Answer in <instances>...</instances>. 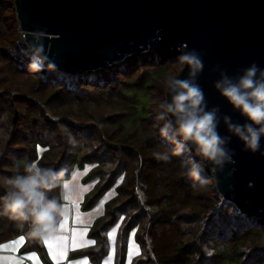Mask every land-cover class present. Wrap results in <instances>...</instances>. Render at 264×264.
<instances>
[{
    "label": "trees",
    "instance_id": "1",
    "mask_svg": "<svg viewBox=\"0 0 264 264\" xmlns=\"http://www.w3.org/2000/svg\"><path fill=\"white\" fill-rule=\"evenodd\" d=\"M20 37L13 0H0V172L10 175L25 158L69 172L90 164L85 180L94 185L86 208L114 188L88 232L92 243L72 250L70 258L101 264L115 228L114 264H126L131 234L139 250L129 264H264V217L224 199L186 144L169 161L152 155L173 147L159 134L164 121H156L154 111L165 99L163 77L177 57L170 48L94 72H33ZM62 127L77 145L67 142ZM189 159L201 167L207 187L182 174L180 161ZM26 233L0 217V243L23 236L22 251H37L52 264L43 239Z\"/></svg>",
    "mask_w": 264,
    "mask_h": 264
},
{
    "label": "water",
    "instance_id": "2",
    "mask_svg": "<svg viewBox=\"0 0 264 264\" xmlns=\"http://www.w3.org/2000/svg\"><path fill=\"white\" fill-rule=\"evenodd\" d=\"M13 5L23 32L44 30L54 69L65 73L98 71L152 46L164 51L179 46L177 56L183 45L197 50L204 68L195 82L203 89L205 110L216 109L217 131L227 138L232 161L215 168L185 144L224 199L264 215V155L243 150L224 117L241 124L245 117L214 87L222 71L235 80L253 62L264 68V0H13ZM179 76L188 78L187 67Z\"/></svg>",
    "mask_w": 264,
    "mask_h": 264
},
{
    "label": "clouds",
    "instance_id": "3",
    "mask_svg": "<svg viewBox=\"0 0 264 264\" xmlns=\"http://www.w3.org/2000/svg\"><path fill=\"white\" fill-rule=\"evenodd\" d=\"M44 37L43 29H35L22 32L18 41L25 45L20 52L28 57L27 67L33 72L55 67L43 42ZM182 47L185 50L180 51L174 61L177 71L163 77V88L170 99L156 103L154 98L153 101L156 103L155 120L164 121L159 126V134L173 147L163 146V150L154 151L152 155L157 160L169 161L172 156L185 151V142H188L198 156L215 168H222L225 162L232 161V154L225 147L227 138L217 131L216 109L205 110L203 89L195 82V77L203 71V59L197 50L187 49L186 45ZM185 67L188 78H180L179 72ZM214 87L245 117L243 124L232 123L229 117H224L230 132L242 141L243 150L264 155V68L253 62L235 80L222 71L220 78L214 81ZM173 123L174 133L170 135ZM62 133L69 144L77 145V139L67 127H62ZM180 166L182 174L191 177L196 186L207 187V178L197 163L181 160ZM9 171L10 175L0 172V217L26 229L30 238L39 240L56 236L62 222L72 214L75 200L83 190L78 174L69 172L64 166H47L38 159L27 158L22 166H13ZM54 189L58 190L56 194H52Z\"/></svg>",
    "mask_w": 264,
    "mask_h": 264
},
{
    "label": "rangeland",
    "instance_id": "4",
    "mask_svg": "<svg viewBox=\"0 0 264 264\" xmlns=\"http://www.w3.org/2000/svg\"><path fill=\"white\" fill-rule=\"evenodd\" d=\"M170 49L172 50V53L176 55L177 52L181 49V47L178 46V47H176V49H174L173 47H170ZM149 51H160L162 53L165 52L164 50H161L158 47H153V46L150 48ZM109 67H111V66H109ZM176 71H177V68L173 64L172 68L166 74H174ZM90 168H91L90 164H85V165L80 166V167L77 166V164H76V166L72 170L78 174L79 183L83 189L82 192L80 193V195L78 196V198H76L77 200L75 202V205L77 206L78 211L81 212L82 215H79V216L77 215L76 217L73 216V222L77 221V219L81 220L83 223H87L88 221L91 220V223L89 225H87L88 226L87 227L88 232L91 229L94 221L100 215L103 214L104 209H105V201L114 193V188H111L102 197H100L95 204H93L92 206H90L88 208H86L84 206L85 200L87 198V194L89 193V191L92 189V187L94 185L93 180H85ZM209 178H211V177H209ZM214 184L215 183L212 179L211 185L214 186V188H215ZM82 193H83V199L81 200ZM240 210H242V209H240ZM248 213L256 214L258 216L264 217V215L260 214V213H252V212H248ZM261 221H262V223H264V220H261ZM115 231H116L115 228L110 231V233H111V235H110V242H111L110 250L107 254V257L105 258L106 261L103 264H114V260H113L114 245H113V243H114V237H115V233H116ZM20 237H23V236H18V237L14 238L10 241L0 243V245H7V247H0V264H22V263H25V264H43V260L37 251H31V250L30 251H28V250L22 251V245H23L24 240L18 244L10 243L12 241L18 240ZM138 250H139L138 244L136 243L133 234H131L129 241H128L126 264H129V262L134 257V255H136L138 253ZM110 261H112V263Z\"/></svg>",
    "mask_w": 264,
    "mask_h": 264
},
{
    "label": "crops",
    "instance_id": "5",
    "mask_svg": "<svg viewBox=\"0 0 264 264\" xmlns=\"http://www.w3.org/2000/svg\"><path fill=\"white\" fill-rule=\"evenodd\" d=\"M82 199L83 193L81 196V200ZM77 215H82V213L78 211L77 206L74 204L72 214L61 224V231L56 236L43 239L52 264H91L86 257L76 259L70 258V252L72 250L92 243V240L87 236V225L91 223V220L87 223H83L78 219L73 222V216L76 217ZM49 245H51V247H49ZM105 261L104 259L102 264L105 263ZM110 262L112 263V261Z\"/></svg>",
    "mask_w": 264,
    "mask_h": 264
},
{
    "label": "snow or ice",
    "instance_id": "6",
    "mask_svg": "<svg viewBox=\"0 0 264 264\" xmlns=\"http://www.w3.org/2000/svg\"><path fill=\"white\" fill-rule=\"evenodd\" d=\"M117 227H118V225H117ZM109 235H111V233ZM23 240H24V237H20L18 240L12 241L10 243H12V244H18V243H21ZM0 247H7V245H0ZM49 247H51V245H49Z\"/></svg>",
    "mask_w": 264,
    "mask_h": 264
},
{
    "label": "built area",
    "instance_id": "7",
    "mask_svg": "<svg viewBox=\"0 0 264 264\" xmlns=\"http://www.w3.org/2000/svg\"><path fill=\"white\" fill-rule=\"evenodd\" d=\"M13 6H14V5H13ZM18 26H19V25H18ZM19 29H20V28H19ZM20 32L22 33L23 31L20 29ZM19 40H20V39L17 40V43H18ZM18 44L21 45L22 47L25 46L23 42H20V43H18Z\"/></svg>",
    "mask_w": 264,
    "mask_h": 264
}]
</instances>
